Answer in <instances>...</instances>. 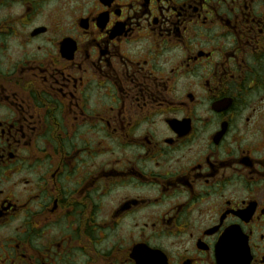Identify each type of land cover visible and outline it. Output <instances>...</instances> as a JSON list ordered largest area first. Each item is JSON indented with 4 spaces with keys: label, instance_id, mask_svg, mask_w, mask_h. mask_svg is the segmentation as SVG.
<instances>
[{
    "label": "flooded vegetation",
    "instance_id": "obj_1",
    "mask_svg": "<svg viewBox=\"0 0 264 264\" xmlns=\"http://www.w3.org/2000/svg\"><path fill=\"white\" fill-rule=\"evenodd\" d=\"M238 259L264 264V0H0V264Z\"/></svg>",
    "mask_w": 264,
    "mask_h": 264
},
{
    "label": "water",
    "instance_id": "obj_2",
    "mask_svg": "<svg viewBox=\"0 0 264 264\" xmlns=\"http://www.w3.org/2000/svg\"><path fill=\"white\" fill-rule=\"evenodd\" d=\"M225 239H226V237H225ZM221 244V243H220ZM223 245H224V242L222 243Z\"/></svg>",
    "mask_w": 264,
    "mask_h": 264
}]
</instances>
